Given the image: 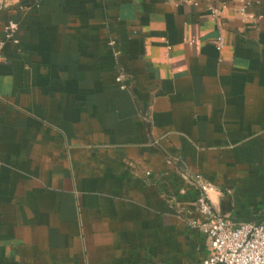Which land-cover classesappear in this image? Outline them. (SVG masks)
<instances>
[{
    "label": "crops",
    "instance_id": "obj_1",
    "mask_svg": "<svg viewBox=\"0 0 264 264\" xmlns=\"http://www.w3.org/2000/svg\"><path fill=\"white\" fill-rule=\"evenodd\" d=\"M33 1L0 13V40L19 24L0 61V264H199L195 174L219 214L264 221V0H226L221 20Z\"/></svg>",
    "mask_w": 264,
    "mask_h": 264
},
{
    "label": "built area",
    "instance_id": "obj_2",
    "mask_svg": "<svg viewBox=\"0 0 264 264\" xmlns=\"http://www.w3.org/2000/svg\"><path fill=\"white\" fill-rule=\"evenodd\" d=\"M31 0H0V13L6 10H26L30 7ZM179 4L194 6L204 5L210 16L216 20L224 18L230 4L226 0H170ZM38 4V0L33 1ZM245 21L248 17L246 8L239 9ZM19 29L18 22L9 20L4 27L5 39L0 40V61L3 59L2 49L8 40L16 41ZM113 44V42H111ZM225 39L222 34L217 36L216 47L222 50ZM120 51L116 50L115 55ZM116 81L122 88H129V74L118 70ZM192 182L197 189L194 200L195 216L184 219L185 223L193 228H198L208 238L211 246L209 256L199 264H264V221H238L234 222L219 214L214 207L211 193L218 191L203 175L195 174Z\"/></svg>",
    "mask_w": 264,
    "mask_h": 264
}]
</instances>
